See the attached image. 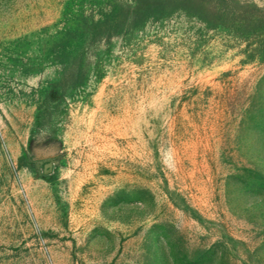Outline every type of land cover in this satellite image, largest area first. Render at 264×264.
<instances>
[{
    "label": "rangeland",
    "instance_id": "obj_1",
    "mask_svg": "<svg viewBox=\"0 0 264 264\" xmlns=\"http://www.w3.org/2000/svg\"><path fill=\"white\" fill-rule=\"evenodd\" d=\"M0 264H264V0H0Z\"/></svg>",
    "mask_w": 264,
    "mask_h": 264
}]
</instances>
